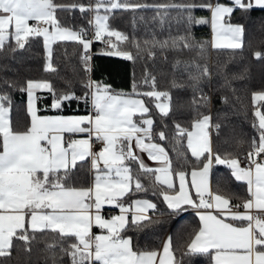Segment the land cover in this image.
Wrapping results in <instances>:
<instances>
[{"label":"snow or ice","instance_id":"6c2138e0","mask_svg":"<svg viewBox=\"0 0 264 264\" xmlns=\"http://www.w3.org/2000/svg\"><path fill=\"white\" fill-rule=\"evenodd\" d=\"M232 6L220 3L200 5L211 13L212 40L215 49H240L243 47L242 25L225 24L224 19L234 8L248 10L253 7L264 8V0H231ZM192 4H158L157 9L192 8ZM149 5L130 3L128 0H96L94 5L78 3H57L56 0H0V50L4 49L9 38L14 39L16 47L24 48L30 37H43L48 51L49 63L46 71H56L51 63V45L57 41H74L82 45L84 54L81 60L85 71L91 72L88 50L92 41L84 28L74 30L64 26L57 17L58 11L79 8L81 12L92 11L94 20L89 21L95 28L94 39L105 36L115 37L117 42L127 41L128 37L118 31L109 30L104 13L119 8H141ZM32 21L33 23H30ZM207 23V21H197ZM114 51L109 54L133 60L132 52L121 50L111 39L105 41ZM209 42L197 45L188 37L172 40H145L135 43L136 55L146 53L155 55L157 47H199L204 52ZM15 50V49H13ZM256 58L264 57L257 51ZM210 76L206 64H196L190 75L193 87ZM144 84L152 90L138 92L133 83L132 92H115L110 85L89 78L84 87L89 89L82 97L72 91L57 92L47 80H28L26 88L29 103L28 112L31 123L24 130L13 128L9 119L10 99L0 94V257L11 255L13 240L27 243L32 232L50 230L61 237L75 238V242L60 249V254L70 258L71 264H182L176 259L172 238L163 242L161 250H134L130 237L123 235L129 224L139 225L149 221L147 215L156 204L149 200H135L132 207H125L122 198L132 192L144 191L139 175H134L130 162L136 161L142 173L154 174L156 185H164L171 192L160 189L167 207L172 211H182L184 206L197 210L200 226L195 230L186 245L183 255L196 256L212 254L213 264H264V112L257 108L254 116L257 123L258 139L253 138L249 145L246 166L241 165L238 156L214 152L208 133L212 117L197 113L192 122V131L176 125L178 134L187 135L188 148L198 164L188 173L183 166L174 169L167 152L159 144L152 143L154 121L144 100L137 97L153 98L155 107L164 116L170 110L168 91L156 89V78L145 70ZM227 79L225 84H227ZM173 82L172 87H179ZM46 89L52 94L53 109H59L64 101L72 99L91 100L92 111L87 115L41 116L35 107L36 90ZM226 99V97H225ZM164 102H160V101ZM209 100L201 95L199 101ZM264 102V91L252 94V103ZM139 115V121L133 117ZM148 118H143L145 115ZM144 125V126H141ZM146 126V127H145ZM219 129L220 124L214 125ZM64 133L86 134L84 138L64 140ZM160 139L165 133H159ZM93 139L102 143L99 151L93 150ZM148 142H145V141ZM146 152L151 160L160 161L164 166L151 168L133 150ZM203 157V159H201ZM91 160L94 172L89 186H69L67 177L78 161ZM226 165L231 176L247 185V198L233 204V195L225 191L213 190L209 173L213 166ZM178 178V187L173 177ZM195 190V197L193 192ZM115 205L120 214L105 218L101 215L104 205ZM244 211H240V209ZM132 212L131 219L128 213ZM229 218L232 222H229ZM27 225V227H26ZM93 227L102 231L93 233ZM55 245H49L50 250ZM53 264H57L59 254L53 251Z\"/></svg>","mask_w":264,"mask_h":264},{"label":"trees","instance_id":"16d2710c","mask_svg":"<svg viewBox=\"0 0 264 264\" xmlns=\"http://www.w3.org/2000/svg\"><path fill=\"white\" fill-rule=\"evenodd\" d=\"M57 3H78L94 5V0H56ZM130 3L149 5L136 9L119 8L104 13L109 30L118 31L128 37L127 41L117 42L115 37L105 36L102 40L94 39V26L89 21L94 20V12H81L79 8L68 11H58L57 17L64 26L74 30L92 27L93 54L89 60L91 72L85 71L81 60L84 54L82 45L74 41H57L51 45V63L56 71H46L49 63L45 52L43 37H30L24 48L16 47L14 39L9 38L4 49L0 50V94L8 95L10 99L9 119L16 130H24L30 124L28 112V80H47L52 83L57 92L72 91L82 97L89 89L84 82L89 76L92 80L110 85L115 92H132L133 83L137 84L138 92L151 91L150 84H144L145 70L156 78V89L168 91L171 100L170 110L164 116L155 107L157 101L153 98L140 96L149 108V114L154 121L152 139L163 146L172 161L174 169L182 166L186 172L198 164L188 148L187 135H179L176 125L192 131V122L197 113L212 117L210 122V141L214 152L231 154L240 159L247 156L249 145L253 138L258 139V129L254 112L260 108L264 112V102L252 103L254 92L264 91V57L256 58L254 53H264V8L242 10L234 8L227 20L239 23L244 28L243 47L240 49H215L210 44L209 9L201 7L207 3L230 0H128ZM158 4H192V8L157 9L151 7ZM197 21H207L198 23ZM89 37V36H88ZM188 37L197 43L209 42L201 53L199 47H167L155 49L154 56L146 53L136 55L135 43L143 44L145 40H172ZM111 39L121 50L132 52L135 57L128 60L122 56L109 54L114 51L111 46L104 45L103 40ZM15 49V50H13ZM196 64H206L210 76L200 81L197 88L193 87L190 75L195 71ZM227 79L228 83L225 84ZM173 82L179 87H172ZM201 95L209 100L205 104L199 101ZM38 113L49 115H87L90 112L91 100L72 99L64 101L59 109L51 107L52 94L46 89L36 93ZM226 97V99H225ZM160 102H163L160 101ZM137 116H135L136 118ZM140 117V116H138ZM144 117H148L146 114ZM220 124L217 129L214 125ZM164 132L165 138L160 139L159 133ZM2 150V149H0ZM203 159V157L201 158ZM134 175H139L144 191L133 190L122 198L123 203L135 198H146L156 204L148 216L149 221L139 225L129 224L123 235L130 237L134 250L158 249L163 239L172 238V247L176 259L182 264H213L212 254L196 256L183 255L184 246L191 234L198 230L200 223L195 208L184 206L182 211L170 210L160 195L164 185H156L154 174L142 173L136 161L130 162ZM91 171L89 160L78 161L67 177L69 186H89ZM212 189L225 191L233 195L232 203H239L247 198V185L231 176V170L226 165L213 163L211 169ZM31 239L25 243L19 239L13 240L11 255L0 257V264H53V251L58 255L57 264H71L69 257L60 254L61 248H66L75 242V238L61 237L50 230L32 232ZM49 245H55L52 250Z\"/></svg>","mask_w":264,"mask_h":264},{"label":"crops","instance_id":"0c3cea01","mask_svg":"<svg viewBox=\"0 0 264 264\" xmlns=\"http://www.w3.org/2000/svg\"><path fill=\"white\" fill-rule=\"evenodd\" d=\"M94 1L96 2V0H94ZM230 2H231V0H230ZM220 4L225 5V6H232L231 4H229V3H224V2H220ZM214 5H215V4H214ZM255 8H261V7L256 6ZM211 16H212V13H211V11L209 10L210 42H211V40H212V36H213L212 27H211ZM228 16H229V15H228ZM228 16H226L225 19H224V23H225V24H228V23H231V24H233V25L239 24V23H236V22H232V21L227 20V17H228ZM30 23H33V22L30 21ZM239 25H240V24H239ZM94 29H95V28H94ZM94 31H95V30H94ZM90 47H91V45H90ZM39 91H40V90H36V91H35V93H34V96H35V97H36V93L39 92ZM137 98L141 99L140 97H137ZM28 103H29V97H28ZM35 107H36V101H35ZM36 108H37V107H36ZM37 114H38V115H41V116H75V115H60V114H55V115H49V114H45V115H44V114H40V113H37ZM29 115H30V113H29ZM136 116H137V117L135 118V116H134L133 119L139 121V120L141 119V117H138V116H139L138 114H137ZM143 118L146 119V118H148V117H143ZM30 123H31V115H30ZM29 125H30V124H29ZM141 126H144V125H141ZM145 127H146V126H145ZM208 129H209V128H208ZM209 134H210V130H209ZM63 136H64V139H65V138H68V139L70 140V139L84 138V137L86 136V134H70V133H64ZM145 142H148V141L146 140ZM151 142H152V143L159 144L158 142H156V141L153 140V139H151ZM159 145H160L161 147H163L161 144H159ZM133 150L136 152V154L140 157V159L143 160V162L145 163V165H147L148 167H151V168H160V167H163V166H164L160 161H154V160H151L146 152H142V151H140L139 149H136V147H135V141H133ZM190 152H191V150H190ZM89 167H90V171H91V180H90V184H91L92 181H93V175H94V172H93V170H92V168H91V160H90V159H89ZM211 169H212V168H211ZM191 170H192V169H191ZM191 170H189L188 172H186V173H188V175H187V177H186V180L189 181V182H190V180H191V176H190V172H191ZM173 180H174V183H176V185H177V187H178V184H179L178 178H176V177L174 176V177H173ZM209 182H210V185H211V170H210V173H209ZM165 187H166V186H165ZM211 188H212V186H211ZM191 191L193 192V198L196 199V197H195V190H194V189H191ZM135 200H148V199H146V198H135V199H132L131 201L124 202V206H125V207H129V206H131V207H132V211H135V206L132 205V202L135 201ZM149 201H150V200H149ZM165 204H166V202H165ZM166 205H167V204H166ZM151 210H152V209H150V210L148 211L147 215L150 213ZM109 211H115L114 216L120 214V209L117 208L115 205H107V204H106V205H104V206L102 207V209H101V215L104 216L106 219H107V218H111L112 216L108 214ZM241 211H244V210H241ZM195 212H197L196 209H195ZM127 215H128V217H129V219H131L132 212H129ZM198 219H199V217H198ZM229 222H232V221L230 220V218H229ZM199 223H200V222H199ZM26 227H27V225H26ZM92 231H93V233H95V234H99L102 230L99 229V228H97V227H93ZM168 238H169V237L166 236V237L163 239V241H162L160 247H159L157 250H161V251H162L163 242H164L165 240H167ZM212 262H213V261H212Z\"/></svg>","mask_w":264,"mask_h":264},{"label":"built area","instance_id":"2783aa9c","mask_svg":"<svg viewBox=\"0 0 264 264\" xmlns=\"http://www.w3.org/2000/svg\"><path fill=\"white\" fill-rule=\"evenodd\" d=\"M79 29H80V28H79ZM87 32H88V36H89L88 39H90V40L93 42V37H92L93 31H92V27H91L89 30H87ZM105 41H106V39L103 40L102 43H103L104 45H108ZM91 44H92V43H91ZM92 54H93V50H92V48L90 47L89 50H88V55H89L90 57H92ZM91 111H92V104H91V108H90V112H91ZM64 140H65V141H68L69 139H68V138H65ZM92 143H93V150H94V151H99V150L101 149V147L103 146L101 142L96 141L95 139H93ZM240 160H241V165H242V166H246V165H247L248 161H247L246 157H243V158L240 159ZM233 204H236V203H233ZM241 210H243V209L241 208L240 211H241ZM108 214L111 215V216H114L115 211H109Z\"/></svg>","mask_w":264,"mask_h":264},{"label":"rangeland","instance_id":"374dc122","mask_svg":"<svg viewBox=\"0 0 264 264\" xmlns=\"http://www.w3.org/2000/svg\"><path fill=\"white\" fill-rule=\"evenodd\" d=\"M94 16H95V14H94ZM45 52H46V54L48 55V51L45 49ZM164 102V101H163ZM208 133H209V129H208Z\"/></svg>","mask_w":264,"mask_h":264}]
</instances>
